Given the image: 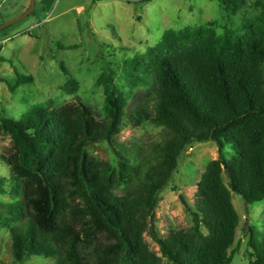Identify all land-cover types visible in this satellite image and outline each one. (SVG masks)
<instances>
[{"label":"trees","instance_id":"obj_1","mask_svg":"<svg viewBox=\"0 0 264 264\" xmlns=\"http://www.w3.org/2000/svg\"><path fill=\"white\" fill-rule=\"evenodd\" d=\"M219 1L229 15L246 4ZM147 56L126 61L128 91L114 68H104L103 117L82 101L58 105L51 99L15 119L0 103V134L14 147L2 154L11 175L0 177V192L15 197L0 220L17 264L33 257L52 264L232 263L241 222L233 192L248 203L264 201V10L223 33L214 22L167 29ZM0 81L16 92L33 76ZM79 86L69 77L62 88L76 93ZM126 116L136 126L163 127L162 139L118 144ZM209 141L219 156L198 183L192 226L160 236L150 223L162 192L182 155ZM104 142L115 160L91 155L90 147ZM226 145L238 153L231 160ZM148 231L160 254L146 241ZM251 233L256 252L248 264H264V233L259 248Z\"/></svg>","mask_w":264,"mask_h":264},{"label":"rangeland","instance_id":"obj_2","mask_svg":"<svg viewBox=\"0 0 264 264\" xmlns=\"http://www.w3.org/2000/svg\"><path fill=\"white\" fill-rule=\"evenodd\" d=\"M264 0H246L238 15H229L219 0H36V8L24 19L0 30V76L11 84L18 74L33 76V81L12 92L0 81V103L15 119L33 105L54 100L58 105L82 101L103 117L105 93L99 83L105 67L116 70V81H125L126 61L135 56L149 58L147 50L156 45L167 29L181 30L215 23L219 33L225 28H240L246 16L264 10ZM33 0H0V26L25 14ZM69 77L79 81V90L68 93L62 86ZM138 90V87L136 88ZM163 137V127L153 124L136 126L124 118L115 139L120 145H146ZM93 156L115 160L113 147L97 143L90 147ZM14 151L12 140L0 134V177H10L11 169L3 153ZM231 160L238 153L226 145ZM219 156L215 142L195 143L181 158L178 170L161 194L156 216L150 227L160 236L171 229H187L193 224L191 208L196 206V192L208 163ZM227 182V173H225ZM124 193L122 188L117 190ZM185 200H183V198ZM15 197L0 192V214L6 213ZM233 202L240 214L238 238L231 248V264H248L256 248L251 246V228L261 247L264 233V201L248 203L233 192ZM1 218V217H0ZM150 248L160 254L151 231L145 233ZM0 264H17L12 252L9 229L0 220ZM23 264H52V259L33 257Z\"/></svg>","mask_w":264,"mask_h":264},{"label":"water","instance_id":"obj_3","mask_svg":"<svg viewBox=\"0 0 264 264\" xmlns=\"http://www.w3.org/2000/svg\"><path fill=\"white\" fill-rule=\"evenodd\" d=\"M35 8H36V0H33V3H32L31 8L25 14H23L22 16H20L19 18L15 19V20H12V21L6 23L3 26H0V30H2L3 28H5V27H7V26H9V25H11L13 23H16V22L24 19L25 17H27L28 15H30L34 11ZM183 200H184V198H183ZM184 202H185V200H184Z\"/></svg>","mask_w":264,"mask_h":264}]
</instances>
